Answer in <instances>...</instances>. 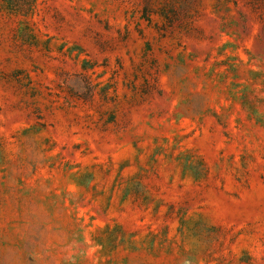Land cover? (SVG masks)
I'll list each match as a JSON object with an SVG mask.
<instances>
[{
  "label": "rangeland",
  "instance_id": "rangeland-1",
  "mask_svg": "<svg viewBox=\"0 0 264 264\" xmlns=\"http://www.w3.org/2000/svg\"><path fill=\"white\" fill-rule=\"evenodd\" d=\"M0 264H264V0H0Z\"/></svg>",
  "mask_w": 264,
  "mask_h": 264
}]
</instances>
